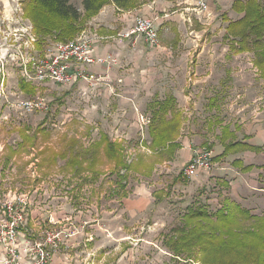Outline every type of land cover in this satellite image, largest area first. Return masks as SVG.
<instances>
[{
  "label": "rangeland",
  "instance_id": "rangeland-1",
  "mask_svg": "<svg viewBox=\"0 0 264 264\" xmlns=\"http://www.w3.org/2000/svg\"><path fill=\"white\" fill-rule=\"evenodd\" d=\"M71 1L82 9L81 0ZM230 2L215 8L212 16L206 18L208 21L200 22L194 16L190 22L179 21L183 11L178 9L186 5L174 8L179 19L173 25H161L146 17L157 22L161 48L143 46L148 54L144 66L149 85L140 93H127L136 94L141 101L132 111L148 117L154 110L148 108V103L155 95L164 99L176 94L185 116L183 140L192 150L211 152L212 159L223 151L219 140L223 124L238 127L242 140L248 129L245 125L264 120V74L256 65L259 51L247 46L241 50L232 38H225L227 20L241 17L232 10ZM168 11L172 14V9ZM29 13L53 28L59 25L55 17L35 11L28 0H0V85L5 91V95L0 91V221L4 218L3 204L8 200L17 199L18 204L22 197L28 212L16 243L21 258L14 264H32L34 255L27 257L24 244L43 241L50 230H60L62 236L47 264H204L208 256L201 252V243L195 244V253L174 256L171 240L182 235L181 230L192 232L185 217L189 207L201 206L214 215L232 202L255 218L241 214V229L263 221L264 146H258L260 152L212 160L209 171L191 178L180 174L184 166L168 161L157 164L153 175L147 176L141 173L145 172L141 164L135 169L137 162L127 163L125 153V164L130 167L122 169L126 179L120 180L115 162L95 143L100 133L106 132L110 138L122 139L128 148H137L146 137L145 126L141 127L140 119H132V113L120 106L115 92L108 100L89 82H27L15 55L14 40L19 38L22 48L30 38L36 39L38 53L34 49L25 59L33 55L43 58L45 44L63 43L55 33L38 32ZM95 16L84 17L80 31L71 39L76 40L83 32L104 37L92 26ZM119 34L109 39L121 46L130 43L134 56L140 53L132 46L135 39L120 40ZM229 35L233 37L230 32ZM105 57L114 58L120 67L130 68L133 64V58L126 65L116 53ZM169 69H173V74L167 72ZM155 78L162 83H170L173 78L180 86L187 82V89L164 91ZM38 96L46 99L48 110L27 114L17 108L18 101ZM137 120L139 128L134 125ZM9 154L14 158L8 159ZM138 157L148 163L154 160L153 155L142 152ZM237 158L261 169L249 173L236 170L231 163ZM145 192L148 208L141 198ZM13 259L0 247L1 262ZM211 260L205 263H224L217 256Z\"/></svg>",
  "mask_w": 264,
  "mask_h": 264
},
{
  "label": "trees",
  "instance_id": "trees-1",
  "mask_svg": "<svg viewBox=\"0 0 264 264\" xmlns=\"http://www.w3.org/2000/svg\"><path fill=\"white\" fill-rule=\"evenodd\" d=\"M143 1L145 0H83L82 9L76 7L71 0H28V4L35 11L47 13L59 20L58 27L53 28L50 23L42 22L36 14L29 13L38 32L55 33L58 40L68 42L80 31L79 26H81L80 23L84 17L97 15L109 4H114L120 10H129ZM231 8L241 17L227 20L225 38L227 40L232 38L235 44L241 46V50L245 46L250 50H254L255 47L259 51L256 55V65L264 74V47L262 45L264 41V0H235ZM229 32L233 34V37L229 35ZM168 106L170 105L166 103L152 114L149 127L152 137L151 147L154 150L164 148L168 144V147L175 146L171 142L175 140L176 129L179 125V121L176 119H181V115L173 111L171 119L174 120H167ZM219 140L223 151L212 159L213 161H220L229 155L242 152L261 151L258 146L240 141L237 135L230 131V127L222 129ZM95 145L104 148L106 157L115 162L114 169L118 172L117 177L125 181V175L121 174V171L122 169L127 170L130 165L125 164L123 147L114 143L108 136H103ZM231 164L243 173L261 169L253 164L245 165L240 158L234 159ZM144 173L150 175V171ZM241 214L246 215L245 218L249 217V212L242 211L238 205L232 204V202L223 205L214 215L205 211L201 206H191L185 217L192 232L186 233V229L181 230L182 235L171 240V243H174V256H180L183 254L182 252L195 253L193 250L195 244L201 243V252L208 256L207 261L206 257L204 258V264L211 262V257L216 256L224 261L223 264H264V219L259 225H256V221L253 227L241 229ZM249 218L255 219L253 216Z\"/></svg>",
  "mask_w": 264,
  "mask_h": 264
},
{
  "label": "crops",
  "instance_id": "crops-1",
  "mask_svg": "<svg viewBox=\"0 0 264 264\" xmlns=\"http://www.w3.org/2000/svg\"><path fill=\"white\" fill-rule=\"evenodd\" d=\"M82 1L83 0H81L80 3ZM196 2L197 0H145L142 2V4L139 5V7H134L127 11L126 10L120 11L114 4H109L106 5L103 9H101L99 13L92 19V26L96 27L99 30L100 34L104 36V37L100 36L96 43L97 54L99 56L104 57L106 54L116 53L119 56V60L124 61L126 65L128 64V62L130 64L129 59L133 58V64L130 68H125V66L120 67V65H117L118 63L114 58L112 59L113 62L110 65L107 64L105 66L104 65L90 66L88 68V72H90L92 75L99 77V81L94 82L92 84V88L94 90L95 89L98 90V92L104 93V96L107 97L108 100H110L111 93L115 92V95L119 97L118 103L122 108L127 109L132 113L131 115L132 119H138V120L140 119V121L142 122L141 127H143V125L145 126L144 132L146 135V137L144 136L140 140V145L137 148H133V147L128 148L125 145L126 142H123L122 139L117 140L110 138L108 133L106 132H101L100 138L96 142L100 141L103 136H108L109 139H111L114 143L120 144L123 147V152L124 155L126 153V157H127L128 149L132 150L135 153V159H134L135 162L133 161V163L137 162L135 164V169H137L138 165L141 164V167L143 168L142 171L145 172L150 171V175L147 176L153 175V172L157 164L165 163L166 161H168V163L172 162V164L178 163L181 164V166L185 167V164H187L192 159L194 151L199 149L192 150V146L188 144L186 140L185 141L183 140L182 130H183L185 116H184L183 108L180 105H178L176 94L175 95L168 94L164 99H159L158 95H155L153 99L148 103V108L154 109L151 112L152 114L155 113V110L157 111L161 107H163L164 104L166 103L169 104L170 105L168 106L169 110L166 113L167 120H174L171 119L173 116V111L178 114L180 113L181 115V119H176L177 121H179V125L176 129L175 140L171 142L175 144V146L168 147L169 146L168 144L166 147L156 150H154L151 147L152 137L150 135L149 126L151 123L152 115L151 117H148V116H144L143 114L133 112L132 111L133 106L136 108L137 103L139 102L141 104V101L137 100L136 94L133 95L127 93H136V92L140 93L144 90V88L147 87V85H149L148 76H147L148 71L147 68L144 66L146 60H148V54L146 53V50L143 46H147L148 48L154 50V49H160L161 45H159L158 47H152L148 45L142 38H140L139 40L134 41V43L132 44L134 49L140 50L139 51L140 53L134 56V53H132L131 50L129 49L130 43H125L124 46H121L117 42L109 38L110 36H115L118 33L131 29L134 25L135 19L139 16L153 18L161 25L172 24L175 21H177V18L179 19L178 15L174 14L176 12L174 8L180 7L182 5H186V6L185 8L178 9L179 11H183L179 21L183 20L184 23L190 22L192 20V16H194L201 22L203 20H206V18H210L215 8L219 6H227L226 4H228L230 0H210L209 1L210 11L208 14L203 16L196 13V9H195ZM231 3L233 2H230V6L232 7ZM169 9H172V14L168 13ZM156 21L155 23H157ZM156 26L159 31V27L157 24ZM128 49L130 50V54L127 53ZM172 70L173 69H169L167 72L173 74ZM155 83H157L159 87L162 86L161 89H163L164 91H171L170 89L173 88V91L177 89V91L182 92L187 89V82H185L183 86H180L179 84L173 82V78L170 81V83H168V81L166 83H162L160 80L155 78ZM83 84L85 85V83ZM120 93H122V95ZM138 99L140 98L138 97ZM135 111L138 112V109H135ZM138 120L136 123H134V125L137 128H139ZM224 127H230V131L234 132L237 135V138L239 139L238 127L233 129L230 123H225L221 127V131ZM245 127H247L248 129L247 131H245V135L243 139L242 140L239 139V140L246 142L252 146H264V120L257 119L253 122V124L245 125ZM139 152H142L147 156L153 155L154 160L151 161V163H148L146 160L144 161L143 159H140L138 157ZM244 153L251 154V152H242L234 155H240ZM9 158L13 159L14 157L11 154H9L8 159ZM113 166L115 167L114 164ZM99 172L100 170H98V173ZM200 173L201 172H199L198 175ZM180 174L177 176L178 181H180V179L182 178V177L180 178ZM146 195L148 194L145 192L141 198L143 199L144 207L148 208L149 202L147 201L148 197H146ZM227 200L228 199H225V201Z\"/></svg>",
  "mask_w": 264,
  "mask_h": 264
},
{
  "label": "built area",
  "instance_id": "built-area-1",
  "mask_svg": "<svg viewBox=\"0 0 264 264\" xmlns=\"http://www.w3.org/2000/svg\"><path fill=\"white\" fill-rule=\"evenodd\" d=\"M210 0H197L196 12L204 15L210 11ZM118 36L120 40L142 38L152 47L159 46V34L155 21L146 17H137L131 29L121 32ZM100 37V36H99ZM99 37L89 36L86 32L81 33L76 40L66 43L54 42L45 44L42 53L43 58L31 56L25 59L34 49L36 51V39L30 38L25 47H19V38L15 39L17 43L15 55L19 59L23 76L27 82H36L39 84L51 81L58 84H71L77 81H86L92 85L99 81V77L88 72V68L94 65H110L112 58L99 56L97 54V40ZM23 38V35L20 39ZM7 42L9 40L5 39ZM21 43V42H20ZM33 66L29 67L28 64ZM30 71V72H29ZM3 85H0V91L5 95ZM17 108L27 114L36 111H46L48 106L46 99L36 97L31 100L18 101ZM135 159V153L132 150L127 152V163L132 164ZM212 168V154L205 149L195 150L192 159L185 165L183 174L187 177H194L199 172L209 171ZM6 201L3 206L4 218L0 221V247L13 255L11 261L1 262V264H14L19 262L21 256L18 254L19 247L16 244L19 237L20 228L24 226L28 212H26L25 200L18 199ZM46 233L43 241L36 243L26 242L24 251L27 257H32V264H47L51 260L52 252L55 251L61 241L62 232L60 230H50Z\"/></svg>",
  "mask_w": 264,
  "mask_h": 264
},
{
  "label": "bare ground",
  "instance_id": "bare-ground-1",
  "mask_svg": "<svg viewBox=\"0 0 264 264\" xmlns=\"http://www.w3.org/2000/svg\"><path fill=\"white\" fill-rule=\"evenodd\" d=\"M198 14V13H197ZM139 40V39H138Z\"/></svg>",
  "mask_w": 264,
  "mask_h": 264
}]
</instances>
